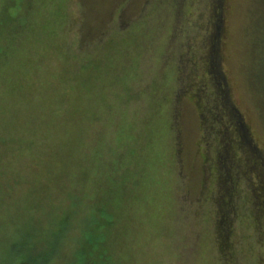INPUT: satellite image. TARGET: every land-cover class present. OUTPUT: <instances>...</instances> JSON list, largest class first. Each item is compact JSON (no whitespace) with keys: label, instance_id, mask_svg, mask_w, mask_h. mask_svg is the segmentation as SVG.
I'll return each mask as SVG.
<instances>
[{"label":"rangeland","instance_id":"rangeland-1","mask_svg":"<svg viewBox=\"0 0 264 264\" xmlns=\"http://www.w3.org/2000/svg\"><path fill=\"white\" fill-rule=\"evenodd\" d=\"M0 264H264V0H0Z\"/></svg>","mask_w":264,"mask_h":264},{"label":"trees","instance_id":"trees-1","mask_svg":"<svg viewBox=\"0 0 264 264\" xmlns=\"http://www.w3.org/2000/svg\"><path fill=\"white\" fill-rule=\"evenodd\" d=\"M220 11V10H219Z\"/></svg>","mask_w":264,"mask_h":264}]
</instances>
